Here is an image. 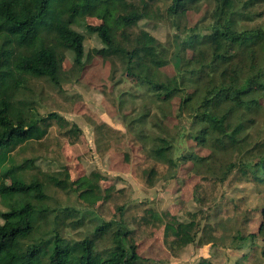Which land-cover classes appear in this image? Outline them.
<instances>
[{"label": "rangeland", "instance_id": "1", "mask_svg": "<svg viewBox=\"0 0 264 264\" xmlns=\"http://www.w3.org/2000/svg\"><path fill=\"white\" fill-rule=\"evenodd\" d=\"M170 1L160 0L150 19L139 21L126 33L132 37L144 31L159 42L165 53H171L176 30L166 15ZM213 7L212 0H201L196 9L179 20L182 28L206 26ZM250 12L253 18L238 20L239 30L264 27V0L255 3ZM101 23L100 19L86 17L74 25L84 36L82 69L73 67L72 55L67 52L58 85L46 79L28 81L25 100L29 114L37 118L53 113L57 119L41 123V139L29 140L9 152L16 165L34 161V168L22 171L21 178L42 183L50 209H73L58 226L66 240L81 241L93 236L101 221L123 219L143 259L141 264H264V238L259 236L252 247L247 245L243 250H239L235 239L237 232L243 236L257 234L264 224V185L253 180L251 173L242 175L238 170L242 162L264 154V96L257 97L258 108L247 113L250 121L241 131L238 145L225 149L210 143L199 146L190 136L196 126L187 111L180 113L178 97L166 102L157 99L126 72L125 63L117 57L94 54L104 46L85 26ZM192 54L188 50L185 56ZM258 62L264 71V53L258 55ZM159 71L168 77L176 73L172 64ZM214 74L216 78L218 73ZM247 81V75L240 78L241 88ZM227 107L222 104V112ZM238 116L230 117L232 127ZM157 138L173 146L176 170H168L148 154ZM191 154L208 160L194 164L187 158ZM229 164L236 167L222 183L219 178ZM92 175L98 177L97 182ZM82 178L97 183L99 191L95 190L94 196L78 197L82 190L76 182ZM10 184L9 177L0 182L1 186ZM7 210L0 198V213ZM195 212L199 223L194 229L196 241L191 247L177 242L170 247L169 241L174 239L169 234L167 237V225L190 221L189 214ZM49 224L44 231L51 227ZM110 243V236L105 235L97 241V249H108ZM242 253L248 254L243 260ZM203 259L208 262L202 263Z\"/></svg>", "mask_w": 264, "mask_h": 264}, {"label": "trees", "instance_id": "2", "mask_svg": "<svg viewBox=\"0 0 264 264\" xmlns=\"http://www.w3.org/2000/svg\"><path fill=\"white\" fill-rule=\"evenodd\" d=\"M159 1L0 0V182L4 177L11 181L9 186L0 185V198L8 208L0 213V264H141L143 261L123 219L101 221L95 226L93 236L81 241L64 239L58 226L73 209H50L45 203L42 183L36 179L25 182L21 178L22 171L34 168V161L16 165L9 156L16 146L44 136L41 123L57 119L53 113L37 118L29 114L25 100L27 83L30 79H46L58 85L67 52L72 55L73 67L83 68L84 36L74 25L84 18L102 21L99 25L85 26L104 46L94 54L117 57L125 63L126 72L157 99L166 102L179 98L180 113L187 111L196 126L190 136L199 146L210 143L225 149L241 141L240 133L250 121L247 113L256 110L257 97L264 96V71L258 62V55L264 53V27L239 30L237 22L243 17L253 18L250 9L261 0H212L214 7L206 26L183 28L179 20L189 10L196 9L201 0H171L166 9L176 30L171 53H165L159 42L144 31L132 37L126 33L139 21L150 19ZM188 50L193 52L189 58L185 56ZM168 64L175 68L173 77L159 71ZM214 73H218L216 78ZM245 75L247 85L241 88L239 81ZM188 88L192 91L188 92ZM224 103L228 107L222 112ZM234 115L239 116L232 127L229 119ZM148 154L170 171L178 167L173 146L163 138H157ZM187 158L194 164L208 160L195 154ZM235 167L229 164L219 181L223 183ZM238 170L242 175L251 173L253 180L264 185V154L242 162ZM96 177L93 180L97 182ZM76 184L82 190L78 195L81 199L99 191L91 179L82 178ZM58 186L66 190L60 182ZM122 213L121 207L120 217ZM197 215L190 213V221L167 225V237L169 234L174 239H170V247L173 242L191 247L197 236L194 229L199 227L195 221ZM261 215L264 219V209ZM48 223L51 227L44 231ZM105 235L110 236V246L99 251L97 241ZM259 236L264 238V224L257 234L243 236L237 232L239 250L247 245L252 247ZM247 256L242 253L241 259Z\"/></svg>", "mask_w": 264, "mask_h": 264}]
</instances>
